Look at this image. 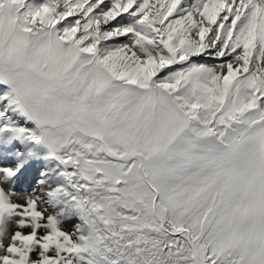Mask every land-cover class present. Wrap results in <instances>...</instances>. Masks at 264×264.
<instances>
[{"label":"snow or ice","instance_id":"obj_1","mask_svg":"<svg viewBox=\"0 0 264 264\" xmlns=\"http://www.w3.org/2000/svg\"><path fill=\"white\" fill-rule=\"evenodd\" d=\"M0 84L80 221L0 186V264H264V0H0Z\"/></svg>","mask_w":264,"mask_h":264},{"label":"rangeland","instance_id":"obj_2","mask_svg":"<svg viewBox=\"0 0 264 264\" xmlns=\"http://www.w3.org/2000/svg\"><path fill=\"white\" fill-rule=\"evenodd\" d=\"M9 90L8 85L0 84L2 94ZM5 125L9 129L24 128L26 132L17 135L15 131L3 130ZM29 133L38 135L39 130L18 111L0 117V166L14 171V175L0 179V186L17 194L19 198L13 197V202L36 199L38 210L54 216L62 230L72 231L73 226L80 223L78 209L71 199L73 190L60 175V162L50 155L43 143L30 139Z\"/></svg>","mask_w":264,"mask_h":264},{"label":"trees","instance_id":"obj_3","mask_svg":"<svg viewBox=\"0 0 264 264\" xmlns=\"http://www.w3.org/2000/svg\"><path fill=\"white\" fill-rule=\"evenodd\" d=\"M37 2H39V0H37ZM0 95H3L2 94V91H0ZM3 109L2 108H0V111H2ZM10 113V111L9 112H7L6 114H9ZM14 165H12V167H13ZM0 169H2V167L0 166Z\"/></svg>","mask_w":264,"mask_h":264},{"label":"clouds","instance_id":"obj_4","mask_svg":"<svg viewBox=\"0 0 264 264\" xmlns=\"http://www.w3.org/2000/svg\"><path fill=\"white\" fill-rule=\"evenodd\" d=\"M16 198H19V197H16Z\"/></svg>","mask_w":264,"mask_h":264}]
</instances>
